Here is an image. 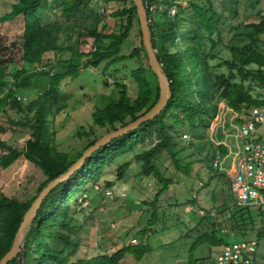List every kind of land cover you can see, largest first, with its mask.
<instances>
[{
  "label": "trees",
  "instance_id": "1",
  "mask_svg": "<svg viewBox=\"0 0 264 264\" xmlns=\"http://www.w3.org/2000/svg\"><path fill=\"white\" fill-rule=\"evenodd\" d=\"M85 1L17 0L10 13L0 17V21L23 17V64L37 66V72L48 78L47 89L26 106L27 111L33 114L25 125L31 129V137L21 148L10 146L0 139V146L6 150L0 155L2 168L23 157L39 168L45 177L36 193L25 201L0 196V261L12 248L24 215L40 192L65 173L103 135L145 115L160 97L158 78L149 66L143 42L128 54L124 52L135 28L139 29L142 38L133 0H101L100 8L105 14L97 16L94 29L77 27ZM143 1L152 45L170 83L167 105L155 118L99 147L68 179L53 187L34 217L24 243V257L19 253L7 264H122L128 257L135 264H142L151 252L153 257L154 254L158 258L167 256L166 253L156 254L154 245L148 242L137 246L124 245L113 253L106 251L89 258L72 260L81 247L80 233L85 228V221L81 218L85 216L84 203L91 192L90 188L93 189V183L118 157L133 152L139 145L150 146L138 153L135 159L142 163V174L156 178L160 188L154 201L148 203L152 208L149 224L139 234L156 233L157 222L167 218L158 202L174 182L172 176L181 173L188 178L192 172V164H184L177 157L178 139L182 134L198 135L201 128L210 132L225 110L240 112L247 105L259 103L257 97L261 93L254 97L250 90L264 87V49L261 50L258 44L260 36L264 34L262 12L255 15L258 17L256 20L241 22L244 31L241 30V23L233 22L234 18L228 20L221 0ZM234 11L237 12L236 8ZM62 19L67 24L72 21L76 25L74 31H65L68 26L62 28ZM62 32L66 37L60 42ZM219 47L229 49L230 56L214 63L218 59L215 50ZM50 53L60 54L56 70ZM139 61L141 64L136 66ZM7 63L6 59L0 58V87L3 88L8 86V81L4 79ZM126 63H133L134 67L129 69ZM102 64L105 75L116 77L123 69H129L130 77L115 82L116 96L111 95L106 103L94 106L91 123L76 131V135L86 140V144L71 156L56 149V132H51L55 118L67 108L61 104V97L67 91V85L79 78L83 70L98 69ZM47 65H50V69ZM40 67L41 70H38ZM223 67L226 72L220 70ZM24 68L20 70L21 73L26 71ZM18 75L19 72L13 74L15 79ZM129 79L136 84V96L131 93L132 83ZM104 84L108 85V82ZM13 94L8 89L7 95L0 101L6 102ZM162 154H167L171 159L174 171L170 177L165 176L155 164V159ZM126 168V164L118 167V179L124 177ZM225 178L229 184V176ZM107 185L113 186V183L108 182ZM237 208L229 210L230 219L227 221H230V228L228 224L216 223L210 209L203 210L199 221L191 223L193 226L186 219L181 220L185 228L184 239H195L190 244V251L203 243L225 246L230 242L224 235L251 236L258 223L244 208ZM171 213L178 217L175 211L168 215ZM260 226V229L257 228L258 235L264 228L263 224ZM194 231L199 234L192 236ZM183 244L180 243L178 247ZM171 256L174 258L176 252H171ZM155 259H150L149 264H154Z\"/></svg>",
  "mask_w": 264,
  "mask_h": 264
},
{
  "label": "rangeland",
  "instance_id": "2",
  "mask_svg": "<svg viewBox=\"0 0 264 264\" xmlns=\"http://www.w3.org/2000/svg\"><path fill=\"white\" fill-rule=\"evenodd\" d=\"M16 1L0 0V17L9 14ZM102 1L86 0L84 2L77 27L94 29L97 26V16L101 17L105 14L100 8ZM221 1L225 7L226 17L229 21L231 17L234 18V23H247L249 19L256 20L258 17L255 15L258 12L264 14V0ZM111 5H114V2H111ZM234 8H236V13ZM242 23L241 30L245 31ZM61 24L62 28L68 26L65 31L72 32L76 27L72 21L67 24L65 19L61 20ZM23 29L22 16L13 20L0 21V58L8 61L4 76V79L8 81V86L7 88L0 87V99L7 95L8 89L14 93L6 102L0 101V139L15 148H21L32 135L31 129L25 125L29 123L33 114L27 111L26 106L48 87V78L37 72V66L23 64L21 48ZM64 32L60 35V42L66 37L63 35ZM141 41L139 29L135 28L132 40L125 46L124 52L128 54L134 47L140 45ZM258 44L263 50L264 34L260 36ZM215 53L218 59L214 63L230 56L229 49L222 47L217 48ZM59 55V53L49 55L54 60V64L53 62L50 64L55 66V70L58 66ZM126 64L129 69L134 67L133 63ZM140 64L139 61L135 65ZM47 67L50 69V65ZM23 68L26 71L21 73L20 70ZM103 68L102 64L98 69L83 70L79 78L67 85V91L61 97V104L66 105L67 108L59 113L60 115L55 118L51 128V132H56L54 145L57 150L68 152L71 156L82 150L86 140L79 138L76 131L82 126L88 127L91 123V114L95 105L106 103L111 95H117L115 82L130 77L129 69H123L121 74L114 77L105 75L102 72ZM220 70L226 72L224 67ZM18 72L20 75L16 80L13 74ZM129 80L132 83L131 93L136 96V84L132 79ZM105 81L108 85L104 84ZM246 84L249 83L246 82ZM262 88L264 87L258 86L251 89L250 93L257 97ZM239 113L225 110L220 114L210 132L201 128L198 135L183 136L181 133L182 136L177 141L179 150L177 157L184 164H192V172L188 178L181 173L172 176L174 168L167 154H162L155 159V164L163 174L168 177L172 176L174 180L163 192L158 202V206L167 218L164 219L165 221L157 222L156 233L139 234L149 224L152 208L148 203L154 201L160 188L156 178L142 174V163L135 159L138 153L150 146L139 145L133 152L118 157L114 163L109 164L102 177L93 183V189L90 188L91 192L84 203L86 211L81 219L85 221V228L80 233L81 247L72 260L89 258L106 251L113 253L124 245L137 246L140 243L150 242L154 245L153 249L156 254L166 253L167 256L158 258L154 254L153 257V252H151L147 261L142 264H149L150 259L153 261L155 258L154 264H216V257L224 246L203 243L190 251V244L195 239H184L182 235L185 228L180 221L186 219L190 226H193L194 224L191 223L199 221L203 210L210 209L216 223L228 224L230 228V221H227L230 219L229 210L236 206L228 190L229 184L225 177L234 173L237 158L242 150L243 139L241 124L238 120ZM99 132L102 133V130ZM218 150L221 151V163L218 169H214V152ZM5 152L6 150L0 146V155ZM125 164L127 165L125 175L118 179V167ZM44 178L39 168L20 157L7 168L0 166V196L6 195L25 201L36 193ZM108 182L113 183V186H108ZM244 209L258 223L256 230L249 237L239 235H224L223 237L230 242L229 244L241 240L257 239L261 246L256 262L264 264V228L259 235L257 233L261 228L260 224L264 225V213L257 206ZM171 211L178 213V217L172 213L168 215ZM189 219L192 221L189 222ZM245 219L248 221V218ZM198 234L199 232L194 231L192 236ZM175 239L177 241H174ZM180 243L184 244L178 247ZM171 252H176L174 258ZM122 264L135 263L132 258L128 257Z\"/></svg>",
  "mask_w": 264,
  "mask_h": 264
},
{
  "label": "built area",
  "instance_id": "3",
  "mask_svg": "<svg viewBox=\"0 0 264 264\" xmlns=\"http://www.w3.org/2000/svg\"><path fill=\"white\" fill-rule=\"evenodd\" d=\"M260 93L261 96L257 97L259 103L247 105L239 113L242 150L237 158L235 171L229 176V184L237 207L257 206L264 213V88ZM214 153L213 167L218 169L221 151ZM260 246L257 239L227 244L218 253L216 264H257Z\"/></svg>",
  "mask_w": 264,
  "mask_h": 264
},
{
  "label": "water",
  "instance_id": "4",
  "mask_svg": "<svg viewBox=\"0 0 264 264\" xmlns=\"http://www.w3.org/2000/svg\"><path fill=\"white\" fill-rule=\"evenodd\" d=\"M133 2L137 8V16L140 24V31L142 34V42L147 52L148 63L151 70L158 78V84L160 88V97L158 102L149 112H147L142 117L138 118L136 121H133L124 127H120L115 131L103 135L100 139L96 141L94 145L86 149L83 155L65 173L61 174L58 178L52 180L40 192L36 200L32 203L31 207L25 213L23 221L21 222V225L15 235L12 248L2 258L0 264H7L9 260L16 257L19 253H21L24 257V243L31 229L34 217L36 216L37 210L42 200L46 197V195L50 192V190L53 187L68 179V177L85 162L87 157H89L92 153H94L99 147L109 143L110 141H112L113 139L119 136L128 133L129 131L137 128L143 123L155 118L167 105L170 97V83L168 77L165 75L163 71L162 65L160 64L156 55V51L152 45L151 31H150L149 19H148L146 7L143 0H133Z\"/></svg>",
  "mask_w": 264,
  "mask_h": 264
}]
</instances>
